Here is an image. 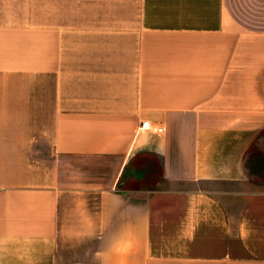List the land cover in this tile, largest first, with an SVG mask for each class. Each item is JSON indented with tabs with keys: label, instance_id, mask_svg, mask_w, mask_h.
<instances>
[{
	"label": "crops",
	"instance_id": "obj_1",
	"mask_svg": "<svg viewBox=\"0 0 264 264\" xmlns=\"http://www.w3.org/2000/svg\"><path fill=\"white\" fill-rule=\"evenodd\" d=\"M263 135L264 0H0V264H264Z\"/></svg>",
	"mask_w": 264,
	"mask_h": 264
},
{
	"label": "rangeland",
	"instance_id": "obj_2",
	"mask_svg": "<svg viewBox=\"0 0 264 264\" xmlns=\"http://www.w3.org/2000/svg\"><path fill=\"white\" fill-rule=\"evenodd\" d=\"M247 165L253 171V174L257 179H264V135L262 136V139L258 140L251 147ZM139 179L140 178H135L130 180L126 182L125 186L135 187L139 184Z\"/></svg>",
	"mask_w": 264,
	"mask_h": 264
},
{
	"label": "built area",
	"instance_id": "obj_3",
	"mask_svg": "<svg viewBox=\"0 0 264 264\" xmlns=\"http://www.w3.org/2000/svg\"><path fill=\"white\" fill-rule=\"evenodd\" d=\"M141 127L149 128L150 124H149V122L147 120H145V121L142 122ZM155 130L160 132L162 130V128L161 127H156Z\"/></svg>",
	"mask_w": 264,
	"mask_h": 264
},
{
	"label": "trees",
	"instance_id": "obj_4",
	"mask_svg": "<svg viewBox=\"0 0 264 264\" xmlns=\"http://www.w3.org/2000/svg\"><path fill=\"white\" fill-rule=\"evenodd\" d=\"M251 150V149H250ZM249 153H250V151H249ZM249 155V154H248ZM247 163H248V158H247Z\"/></svg>",
	"mask_w": 264,
	"mask_h": 264
}]
</instances>
